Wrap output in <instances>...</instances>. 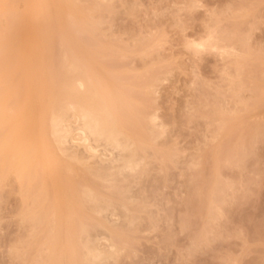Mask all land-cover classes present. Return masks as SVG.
<instances>
[{"label":"rangeland","instance_id":"374dc122","mask_svg":"<svg viewBox=\"0 0 264 264\" xmlns=\"http://www.w3.org/2000/svg\"><path fill=\"white\" fill-rule=\"evenodd\" d=\"M3 2H0V41L6 43L9 39L10 44L15 40L25 50V41L30 36L27 28L52 26L53 33L45 38L50 44L40 46V35L34 37L36 44L27 49L33 58H43L44 52V56L53 55L54 60L58 56L55 62L58 67L69 46L80 45L87 53L91 49L98 69L105 64L115 66V70H108L113 80L110 79L116 83L114 87L126 88V93L135 96L136 105L132 103L134 99L128 100V109L139 106L146 115L159 116V128L148 123L147 116L146 120L143 118L146 137L150 136L144 138L147 144L141 140L145 143H141L145 145L142 148L148 152L142 150L146 164L126 181L118 177L121 195L118 190L110 193L128 209L115 205L116 215L112 209L109 216L104 213L108 222L112 220L108 224L115 230V239L112 238L120 248L106 264H264V0ZM75 9H79L80 15ZM13 20L18 25L12 24ZM12 26H17V30L14 27L12 31ZM7 27L11 30L6 31ZM80 28L88 31L79 32ZM20 50H16L18 54ZM27 67L21 70L18 67L13 72L17 76ZM149 82L154 83L155 90L149 87ZM124 108L123 113L132 119L131 111L136 110ZM127 124L133 128L130 120ZM48 136L49 151L64 165L58 144ZM16 177V172L10 171L7 178L0 180V264H42L44 259L49 264L54 257L48 258L46 238L51 235L58 243L55 248L58 255H54L53 262L72 264L67 245L79 232L75 230L69 239L64 222L68 207L65 206L60 217L62 223L57 224L58 232L57 229L53 232L56 237L50 234L49 225L38 233L42 225L35 230L36 221L25 217L32 200H27L29 196L26 199L25 185ZM101 190L108 193L107 189ZM89 210L86 214L90 220L84 219L95 225L90 227L89 236L99 248H108L109 243L102 240L107 234L96 221L108 225L105 215L101 217ZM73 228L70 227L74 231ZM80 236L79 240L86 237ZM75 242L72 246L77 247L79 241ZM82 248L78 245L80 251L74 250L73 256L79 257L75 256L73 264H88Z\"/></svg>","mask_w":264,"mask_h":264},{"label":"bare ground","instance_id":"6f19581e","mask_svg":"<svg viewBox=\"0 0 264 264\" xmlns=\"http://www.w3.org/2000/svg\"><path fill=\"white\" fill-rule=\"evenodd\" d=\"M1 1L3 2V0ZM4 4L6 5V3ZM8 8L5 7V9ZM70 9H72V12L76 14L75 11H73V8ZM70 9H69L70 12H68L69 14L71 13ZM13 11L16 10L13 9ZM76 11H78L77 13H79V9ZM17 15H19L18 17H16L17 20H20L19 19L20 14ZM25 15L26 13L24 14V16ZM71 16L70 19L73 18V16L72 18ZM77 17L76 19H78ZM14 20L12 21L13 22L12 24L16 23V21L14 23ZM21 21L22 18L20 22ZM76 21L78 25L79 22L78 20ZM74 24L76 25V22ZM22 26L20 27L21 30H22ZM47 27L48 28L46 27L43 28L42 25V27L39 26V28L41 29L27 28V30L30 33V36L26 39L24 44L25 45L24 48L26 51L23 49V47L20 44L18 45L19 43L18 40H17L18 43H15L16 41L14 40L15 42L11 41V43L9 44L8 42L9 39L6 38L7 42L6 43L4 42L5 43L4 44L2 38L4 37L5 39L6 33L1 38L2 42L0 41L2 43L0 44V51L2 53V55L0 56V180L1 177L6 176L7 178L8 174L10 175V171L16 172L17 177L19 179L18 181L22 182V185H25L26 191L30 193V194L27 192L24 193L25 191L23 192L24 194H26L25 195L26 199L28 198L27 196H29L27 200L29 199L32 200V204H30V208L29 205L27 206L29 211L28 212L26 211L25 217L30 216L29 217L30 219H34L36 221L34 222L36 223V225L34 224V228L36 227L35 230L38 229L37 227H39V225H42L39 227V229L41 230L38 233H40L41 231H42L41 233H43L45 229L44 227L49 225L48 227L51 230L50 232H52L50 234L54 235L53 233L54 230L56 231L57 228L59 229L58 226H60V223H62V220L61 222H59L61 219L60 217L62 216V213H65L64 208L65 206H67L69 211H67L66 216L68 215V218L64 216L66 218V221L64 220L63 221L66 223L65 225H67L68 227L67 230H69V232L72 231L71 233L68 232V235L70 234L69 239H72L71 236L74 235L73 232L74 233H76V231L79 232L76 236L74 235L73 237H75L76 241H79L78 242L79 248L81 249L83 246V248L85 249L84 250L82 248L83 251L87 252L85 254V252L81 250L82 255L84 253L83 257L84 256L86 257V259L85 257L83 258L84 261L86 260L85 262H87L88 264L110 263L109 260H111V258L112 259L114 258L117 252L120 251V248L117 242H114L115 237L113 236L114 234L113 231L115 230L113 229L111 230L110 228L111 226H109L108 224L112 220L108 222L107 219L108 217L104 213H107L108 215V211L112 209L111 211L116 215L115 210H118L116 208L118 206L115 205H119L120 207L123 206L124 208L128 209L125 203L122 202L123 204L122 203L118 204L117 203L119 201L117 199L118 197L117 198L112 197V194L113 191H115L116 193L117 190L120 193L122 189L119 186L120 183L118 182L119 181L118 179L120 178L118 177L121 176V179L123 178V180L126 181V179H128V176L131 175L132 177L134 174L138 172L139 169L141 170L142 165L144 166L146 164L144 162V160H146L144 157L145 153L143 154L142 151V150L145 151V148L142 147H144L145 145L143 146V144H145L148 141L147 139L144 138H149L150 136L146 137L145 129L147 126L144 125L145 122L143 121V118L145 119V116H147V120H149L148 123L150 122L151 125H153L154 127L158 126L157 128H159L161 127L160 124H158L157 122L159 121L158 120L159 116L156 115L154 112H153L154 115L152 114L146 115L147 112L144 113L141 109L142 107L140 108L139 106L138 108L136 107V109L135 107L132 106L136 110V111L132 110L133 113L131 111L130 114L129 111V114L134 116L132 119H130L131 116H129L128 114H127L128 116H126L125 115L126 113L124 114L123 113L124 111L122 110L124 107L127 108L126 111L129 109H133L132 107L128 109L127 101L133 99L135 100L136 99L134 98L135 96L129 95L130 94L129 92L126 93L124 91L126 88L124 90L123 89L119 90L118 88L114 87L116 86L114 85L115 82L112 81L113 80L111 77L112 74L109 75L111 71L108 72V70L109 69L112 70L115 66H113L112 64H110L112 66H110L109 64L108 65L105 64L104 66L101 65L102 66L101 70L98 69L96 67L97 65L95 66L96 63H94L96 57L93 54L95 53L92 54L90 48H89L90 53H87L89 51L88 50L84 51L83 50L84 47L82 48V46L80 45L78 47L76 46V48L69 46V49L63 53L64 54L63 58L62 59L60 58L61 62L59 61L60 62L59 63L60 66H58L59 68L55 67L56 64L55 62L56 59L58 58L57 55L55 60L52 58L53 55L44 56L45 52L43 53V58L41 59L33 58V56L27 52V49H31L33 45L36 44L37 41H33V39L34 37L39 35H40L39 40L41 42L38 40V43H41L40 46L45 45L47 42L49 43L48 40L46 42L45 38L47 37L46 35L50 34L52 26H50L49 28L48 25ZM13 28L17 30V26H12L11 28L12 31ZM4 29L6 28L5 27L3 28V32ZM11 29H8L7 27L6 31H9ZM48 29H50V31ZM21 30H18L19 34L21 33ZM78 31L87 32L88 30L87 29L83 30L82 28H80ZM15 33L16 31L14 32V34ZM51 33H53V30ZM8 34L11 35L12 37L13 32ZM15 35H17V33ZM24 36L26 37L25 33ZM6 39L4 41H6ZM14 39L16 38L14 37ZM52 43L54 44V41ZM65 45L67 44L65 43ZM9 49H13V50L15 49V51L23 49L24 51L20 50L18 51L19 52L18 54L17 51L15 52ZM11 51L15 52L16 54ZM10 52L13 54L11 55ZM41 52L43 51H40V54H42ZM93 58H95V60H93ZM120 63L123 64L122 62ZM56 65H58V62ZM25 66L28 67L23 73L17 76L14 74L13 70L15 71L16 69H18V67L21 70V67H25ZM113 73L115 74V72ZM115 76L117 75H114L113 77ZM116 78H118V76ZM149 87L151 89L154 88L155 90L154 83H150ZM146 89H148V86L146 87ZM134 102L136 105L137 103L136 100L133 101L132 103ZM36 109H37V115L35 114ZM129 120H130V124L134 123L132 126L133 128L128 127L129 124L127 123H129ZM136 124H138V126ZM152 128L151 130L153 131ZM49 134L54 138V141H56L55 143L58 144L57 148L62 153V156L65 158L64 165L63 163L62 164L59 163L56 160L54 154L49 151L51 150L49 149V144H48ZM141 140L144 141L147 140V141H145L144 143ZM138 142L140 144L141 143L143 144L140 145ZM146 153L148 154V152ZM1 182L2 181H0V183ZM128 187L127 189L129 190V188L131 187L129 188ZM102 188L107 189L105 191H108V193L107 192L104 193V190H101ZM111 191L112 194L110 196ZM118 195H121V193ZM122 195H124V192ZM31 205L33 209H31ZM86 208L90 209L91 212L96 213V215L98 214L101 217L105 215L104 218L106 219L108 225H105L104 224L105 222L102 223V221H98V220L96 221H97V225H101L98 227L99 228L102 227L103 230H105V234H107L104 235V237H102V240L109 243L108 248L106 247H105L106 249L105 248L102 249L101 247L99 248V246L96 245L97 243L94 244V241L91 240V237L89 236L88 232H90V227L95 225H92V221L88 222L90 219H88L89 214L88 215L86 214L88 210V209L85 210ZM126 209H124L125 212ZM110 215L113 216V214L111 213ZM25 217L24 219H26ZM64 217L62 219H64ZM84 218L87 219L88 221L86 222ZM67 220H69L68 223ZM83 221L86 223H84ZM70 222L72 224L78 223V225L72 226ZM68 224H70V226H68ZM80 224H81V228H80ZM75 226L76 229L73 228ZM77 226L79 227L77 228ZM70 227H72L74 231L71 230ZM58 229L56 233L58 232ZM46 230L49 231L48 229ZM84 233L85 235H83ZM37 234L35 236L36 238L38 236ZM80 234L82 236H80ZM47 235L49 234L47 233ZM56 235H54V237H56ZM78 236L82 237L83 239L84 236L86 237L84 240H82L81 238L79 240ZM87 236L90 237V239ZM112 237H114V239ZM51 238L52 235L50 238H46V239L50 240ZM75 239L74 238L72 239L74 241L69 240L68 243H70V246L67 245L68 248L67 250L71 254L69 257L70 260L72 261L71 262L72 264L74 262L73 260H76V257H79L78 255L77 256L75 255L76 257L73 256L74 250H76V252L80 251L77 250L78 248L77 244H76L77 247L72 246L73 243H77L75 242ZM48 240H46L47 244L45 243L47 246L46 251L49 250L50 254L53 256L50 257L49 254V257L48 256L46 257L50 259L54 257L53 259H55V256L58 255L57 254L58 252L56 253L57 250H55L56 245H58V243L56 242V240L54 241V239H51V241H49L51 244L50 245L48 243ZM43 242H45V240H43ZM52 242L55 244H53ZM82 243L83 245H80ZM69 249H71L72 251ZM48 253L46 252V255H48ZM62 253L64 252L62 251ZM79 255L81 256V253H79ZM60 258L61 260L65 261V259H63L61 256L59 257V259ZM53 259H51L52 261L50 260L48 262H50L51 264L52 263L56 264L57 262L55 261L56 263H54ZM46 260L44 259L43 263ZM61 263L64 264V262L62 261ZM44 264L47 263L45 262Z\"/></svg>","mask_w":264,"mask_h":264}]
</instances>
